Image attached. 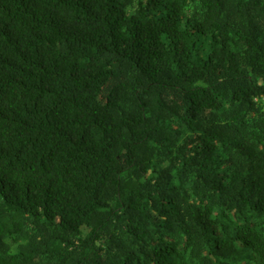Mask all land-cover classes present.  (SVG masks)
<instances>
[{
	"label": "trees",
	"instance_id": "16d2710c",
	"mask_svg": "<svg viewBox=\"0 0 264 264\" xmlns=\"http://www.w3.org/2000/svg\"><path fill=\"white\" fill-rule=\"evenodd\" d=\"M0 264H264V0H0Z\"/></svg>",
	"mask_w": 264,
	"mask_h": 264
}]
</instances>
